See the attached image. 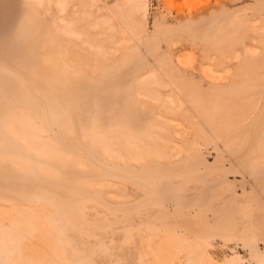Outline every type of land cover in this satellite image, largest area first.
Returning <instances> with one entry per match:
<instances>
[{"label": "rangeland", "instance_id": "1", "mask_svg": "<svg viewBox=\"0 0 264 264\" xmlns=\"http://www.w3.org/2000/svg\"><path fill=\"white\" fill-rule=\"evenodd\" d=\"M0 264H264V0H0Z\"/></svg>", "mask_w": 264, "mask_h": 264}]
</instances>
